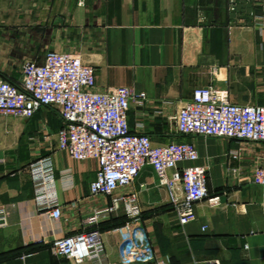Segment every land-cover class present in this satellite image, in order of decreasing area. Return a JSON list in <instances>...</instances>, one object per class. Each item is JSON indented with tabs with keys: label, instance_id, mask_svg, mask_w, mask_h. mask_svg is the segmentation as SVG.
Instances as JSON below:
<instances>
[{
	"label": "crops",
	"instance_id": "crops-1",
	"mask_svg": "<svg viewBox=\"0 0 264 264\" xmlns=\"http://www.w3.org/2000/svg\"><path fill=\"white\" fill-rule=\"evenodd\" d=\"M238 2L240 12L230 0H0V73L16 81L25 61L42 63L48 50L78 53L95 67L97 89L146 93L142 103L131 99L133 132L148 134L154 145H196L209 191L220 200L197 202L195 220L180 224L170 190L151 166L130 188L157 255L172 264H264V197L252 177L264 143L180 134L175 120L201 87L226 91L236 104L264 105V27L253 17L264 13V2ZM62 125L49 107L29 119L0 116V205L7 209L0 264H95L62 260L50 244L79 232L97 207L111 203L91 193L98 162L59 150ZM43 158L53 166L58 221L35 199L30 164ZM114 211L100 229L108 260L120 264L116 229L128 218L124 203ZM41 237L44 243H34Z\"/></svg>",
	"mask_w": 264,
	"mask_h": 264
},
{
	"label": "built area",
	"instance_id": "built-area-1",
	"mask_svg": "<svg viewBox=\"0 0 264 264\" xmlns=\"http://www.w3.org/2000/svg\"><path fill=\"white\" fill-rule=\"evenodd\" d=\"M230 8L241 11L238 0H230ZM253 17L255 26L262 29L264 13H255ZM135 97L142 103L146 93H136L126 86L97 89L95 67L74 52L51 49L42 63L27 60L16 81L0 74V116L29 119L43 107L55 109L63 120L58 132L59 150L76 160H96L99 168L90 185L91 193L111 199L109 205L97 207L85 219L79 232L50 241L58 257L76 263L113 264L105 254L100 225L119 203H124L128 220L116 229L120 236V264H172L157 255L141 222L138 194L130 190L147 166L154 169L159 183L169 188L182 226L196 219L197 202L208 200L216 204L220 200L219 195L209 191L208 168L197 163L199 152L193 142L154 145L148 134L131 130L129 111ZM175 120L180 134L264 143V105L233 103L228 92L212 86L196 89ZM233 154L237 156V151ZM30 171L38 208L58 221L63 210L55 192L52 162L48 158L37 160L30 164ZM252 177L261 186L264 197V157L254 166ZM142 188L146 189V185ZM6 218L7 209L0 205V227ZM44 242L41 237L34 243Z\"/></svg>",
	"mask_w": 264,
	"mask_h": 264
},
{
	"label": "trees",
	"instance_id": "trees-1",
	"mask_svg": "<svg viewBox=\"0 0 264 264\" xmlns=\"http://www.w3.org/2000/svg\"><path fill=\"white\" fill-rule=\"evenodd\" d=\"M1 75H4V76H6V74L5 73H0ZM125 222H127L126 220L125 221H123V223H125ZM122 223V224H123Z\"/></svg>",
	"mask_w": 264,
	"mask_h": 264
},
{
	"label": "rangeland",
	"instance_id": "rangeland-1",
	"mask_svg": "<svg viewBox=\"0 0 264 264\" xmlns=\"http://www.w3.org/2000/svg\"><path fill=\"white\" fill-rule=\"evenodd\" d=\"M59 258H61L62 260H63V259L65 260V258H63V257H59Z\"/></svg>",
	"mask_w": 264,
	"mask_h": 264
}]
</instances>
